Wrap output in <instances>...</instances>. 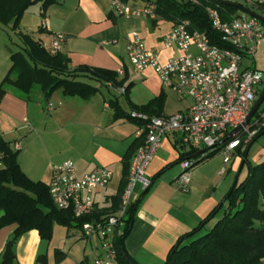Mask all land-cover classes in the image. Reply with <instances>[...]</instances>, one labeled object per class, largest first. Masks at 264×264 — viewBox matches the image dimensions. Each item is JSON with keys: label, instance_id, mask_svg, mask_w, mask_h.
Here are the masks:
<instances>
[{"label": "crops", "instance_id": "obj_1", "mask_svg": "<svg viewBox=\"0 0 264 264\" xmlns=\"http://www.w3.org/2000/svg\"><path fill=\"white\" fill-rule=\"evenodd\" d=\"M229 1H242L251 5L262 0ZM111 4L112 0H58L44 17L41 15V4H37L33 15L38 22V29L30 36L44 47L51 44L54 35H65L62 54L69 59L70 70L88 67L117 72L120 74L119 80L127 78L126 85L132 84L129 99L118 94V87L113 83L80 78L98 88V92L87 101L68 97L61 90L49 100L39 92L35 98L31 96V100H24L15 91L8 90L0 102V136L10 142L13 148L16 144L21 146L19 163L31 179L38 180L36 172L41 170L40 162L47 155L52 165L48 172L49 180L53 170L67 161L77 165L79 176L100 168L113 172L111 184L95 194L99 210L112 208L113 199L119 194L123 181L125 163L130 164L131 169L138 149L144 142V135H139L141 125L127 117H119L120 114L110 106V101H117L126 115L136 111L134 108H144L161 95L165 96V115L186 111L192 105L191 99L181 98L165 90L153 68L138 72L127 59V40L133 32L142 34L147 48L158 56L161 64L179 56L177 49L168 50L163 45L164 38L172 32L175 23L159 18L155 25L149 20H127L113 14ZM143 6H140V2L136 5ZM44 19L49 21V30L42 29ZM25 22L26 13L18 32L29 34L23 30L26 28ZM11 55L0 57V85L12 66ZM102 91H107L110 96ZM118 96L124 97L126 107ZM31 113H34L33 116ZM31 122L39 127L42 141L28 148L34 139L33 133L28 130L32 126ZM24 139L27 140V146L23 143ZM188 151V148L180 146V135L166 137L147 170V178L152 183L150 188L143 191L137 185L134 189L133 203L138 202L139 206L125 247L139 264H165L179 239L198 228L223 202L233 186L231 173L239 166L238 161L234 163V158L239 160L238 155L242 157V153L236 154L228 165L224 164L223 154L221 160H218L217 155L202 162L190 172L191 183L189 191L185 192L180 181V162ZM39 154L40 157H37ZM191 157L193 155L187 158ZM225 168L226 174L222 175ZM15 228L10 226L0 232V262ZM78 231L74 233L67 229L64 240L57 247H51L43 241L37 231L25 234L15 246L17 259L14 264H53L51 256L55 251L56 257V252L62 250V244L72 238L85 239L80 229ZM87 240L91 241L92 238ZM95 259L86 258L82 264H92ZM75 262L80 264L78 258Z\"/></svg>", "mask_w": 264, "mask_h": 264}, {"label": "trees", "instance_id": "obj_2", "mask_svg": "<svg viewBox=\"0 0 264 264\" xmlns=\"http://www.w3.org/2000/svg\"><path fill=\"white\" fill-rule=\"evenodd\" d=\"M154 7L155 19L149 20L153 25L157 19L178 23L187 20L192 30L206 34L211 43L221 48L231 47L223 42L222 35L214 30L207 9L219 12L224 22L249 10L264 18V2L249 5L242 1L229 0H145ZM58 0H0V25L20 30L25 13L33 6L41 4L42 17L47 10L56 5ZM21 51L12 53V66L0 85V102L8 90H13L24 100L41 93L49 100L61 90L68 97H79L85 101L98 92V88L83 82L88 78L97 82L113 83L124 88V95L129 99L132 84L126 85L127 78L119 80L120 74L113 71L79 67L70 70V61L62 53L49 54L42 44L23 33ZM263 92V90L261 91ZM262 94V93H261ZM165 96L153 100L147 106L134 110L150 116L163 114ZM110 106L133 122L120 108L117 101H110ZM264 128L253 138L249 146L263 136ZM143 143H141L142 145ZM140 145V146H141ZM249 147L242 154L243 165L247 162ZM20 150H15L10 142L0 136V232L15 226L12 238L7 242L0 264H14L17 257L15 246L27 233L37 231L41 239L49 242L53 236L54 225L66 229H81L86 222L102 220L104 217H118L122 198L128 186L130 164L125 163V172L119 194L113 199L112 208L97 210L92 217L76 219L71 211L57 209L49 186L42 181L31 179L19 163ZM189 150L182 161L192 155ZM218 151H208L204 161L217 156ZM203 161V162H204ZM181 163V162H180ZM162 173H159L160 175ZM152 184V183H151ZM264 195V162L251 168L247 178L237 180L223 202L211 212L198 228L183 236L171 249L165 264H264V211L259 207V196ZM139 203H132L124 217L120 219V235L114 240L119 264H139L126 251L125 241L133 228ZM214 222L208 231L207 226ZM65 257L57 251L55 264Z\"/></svg>", "mask_w": 264, "mask_h": 264}, {"label": "built area", "instance_id": "obj_3", "mask_svg": "<svg viewBox=\"0 0 264 264\" xmlns=\"http://www.w3.org/2000/svg\"><path fill=\"white\" fill-rule=\"evenodd\" d=\"M139 2L144 6L136 7ZM111 9L117 17L127 20L156 18L154 7L145 0H112ZM207 13L214 30L222 35L223 42L230 49L212 44L206 34L192 30L187 20L176 23L163 40L166 49L180 52L166 64H161L158 56L147 48L140 32H133L127 40L130 65L138 72L153 68L165 90L191 99L192 105L174 115L150 116L139 111L130 114L132 120L142 123L139 135H144V142L132 163L118 217L95 219L84 223L80 229L82 238L98 236L103 241L105 254L92 264H119L114 240L120 235V219L133 203L135 187L140 185L143 191L150 188L147 170L166 137L180 135V146L193 151V157L180 163V181L183 190L188 192L190 172L207 156V153L198 155L201 151L219 150L224 155V164L228 165L236 154L247 151L253 138L264 128V107L245 125L264 86V76L255 66L256 57L264 45V24L243 12L228 22H224L215 9L209 8ZM42 29H50L47 19L43 20ZM65 40V35L56 34L51 44L44 48L51 55L60 54ZM116 90L120 95L125 93L124 88ZM14 149L21 150V146L16 144ZM226 171L223 169L221 174L225 175ZM112 181L113 172L109 169L100 168L79 176L77 165L67 161L53 170L48 186L57 209L71 211L76 219L81 220L95 215L98 210L95 194Z\"/></svg>", "mask_w": 264, "mask_h": 264}, {"label": "rangeland", "instance_id": "obj_4", "mask_svg": "<svg viewBox=\"0 0 264 264\" xmlns=\"http://www.w3.org/2000/svg\"><path fill=\"white\" fill-rule=\"evenodd\" d=\"M259 2H264V0L259 1ZM143 2L140 3V6H143ZM37 7L33 6L31 7L27 12H26V28L23 30L24 31H28L29 34L26 35H33L36 30L38 29V22L35 21V16L34 14V10H36ZM25 25V24H24ZM22 27H24L22 25ZM22 31V29H21ZM24 33V32H23ZM26 33V32H25ZM24 33V34H25ZM19 32H14L11 28L5 27L0 25V57L5 56L6 54H10V53H15V52H19L21 51V39L20 36L18 35ZM255 66L257 67V69L263 74L264 76V45L262 46V48L260 49V52L258 54V56L256 57L255 60ZM4 63H2V66ZM130 72H133V69L130 67ZM262 90H264V86L262 87ZM106 96H110V94H108L107 91H102ZM35 95H32V98ZM119 97V96H118ZM121 103L126 107V102L124 97L120 96L119 97ZM264 107V105L262 106V108ZM33 116L34 113H31ZM32 126L28 127L29 132L32 134L33 133V141L30 143V145H28L29 147H32L34 145L35 142H39L41 140L39 134V127L36 126L35 123L31 122ZM262 124H264V118L262 119ZM42 141V140H41ZM24 145L27 146V140L24 139L23 140ZM39 147V146H38ZM44 155H46L45 152H43ZM218 156V160L222 159L221 153L217 154ZM40 157V154L37 156ZM239 160L237 157L234 158V163H236L238 161V168L237 170L235 169L232 173L231 176L233 175V185L234 182L236 181V179H238L240 182L244 181L248 174L250 173V170L252 167L257 166L258 164L264 162V135L262 137H260L251 147L248 156H247V162L246 164H243V157L239 156ZM41 165L40 168L41 170H39L37 173V179L41 180L42 182L46 183L47 185H49L50 180L48 178V172L49 170H51L52 165L49 162V157L48 155L46 156L45 160L40 162ZM237 164V163H236ZM41 171V172H40ZM41 175V176H40ZM40 177V178H38ZM35 180V181H38ZM233 187V186H232ZM259 207L264 211V195H260L259 196ZM214 226V222L210 223L207 226L208 231H210ZM66 230L64 227L55 224L54 225V229H53V236L52 239L48 242L51 247H57V245L62 242L65 238V233ZM71 232L74 233H78V229H70ZM92 242V243H91ZM62 250H58V251H62L66 256L64 257V259L58 263V264H76V258L79 259L80 264H82V262L87 258V259H94L95 257H100L102 255L105 254V247L103 245V241L98 237V236H94L92 237L91 241H88L87 239H74L72 238V240L66 242L65 244H62ZM54 253L51 256L52 257V261L53 264H55L54 261ZM99 254V255H98ZM68 255V256H67ZM98 255V256H97ZM71 257V259H70ZM94 257V258H93Z\"/></svg>", "mask_w": 264, "mask_h": 264}, {"label": "water", "instance_id": "obj_5", "mask_svg": "<svg viewBox=\"0 0 264 264\" xmlns=\"http://www.w3.org/2000/svg\"><path fill=\"white\" fill-rule=\"evenodd\" d=\"M242 12L245 13V14H247V15H249L250 17H253V18L259 20L260 22H262V23L264 24V18H263L262 16H260V15H258V14H256V13H253V12H251V11H249V10H242ZM263 105H264V90H263L261 96L258 98V100H257V102H256V104H255V106L252 108V110H251V112H250V114H249V116H248V118H247V120H246L245 125H248V124L251 122V120L255 117V115L258 113V111L260 110V108H261ZM239 130H240V128L237 129V130H235L234 132H232V133L230 134V137L233 136L234 134H236ZM263 135H264V133H263ZM251 147H252V144L249 146V150L251 149ZM249 150H248V151H249ZM208 151H209V150H203V151H201L198 155H200V154H205V153H207Z\"/></svg>", "mask_w": 264, "mask_h": 264}]
</instances>
